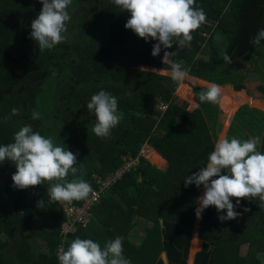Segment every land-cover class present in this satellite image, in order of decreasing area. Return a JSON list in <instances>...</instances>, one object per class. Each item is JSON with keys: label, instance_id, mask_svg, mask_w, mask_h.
Here are the masks:
<instances>
[{"label": "trees", "instance_id": "trees-1", "mask_svg": "<svg viewBox=\"0 0 264 264\" xmlns=\"http://www.w3.org/2000/svg\"><path fill=\"white\" fill-rule=\"evenodd\" d=\"M196 6L203 8L207 22L192 33L191 46L180 48L174 41L172 48L162 46L154 57L152 46L158 41L149 38L145 42L126 29L130 14L113 0H72L66 39L43 51L30 38L31 22L42 9L40 0H0V145L14 142V134L29 124L34 132L55 138L71 151L66 134L72 128L76 152H71L82 168L75 177L69 174L68 181L83 177L96 189L93 174L106 178L123 170L94 205L86 228L66 236L65 250L76 237L92 239L103 247L120 236L131 264H163L162 252L168 264H191L201 239L193 264H260L264 202L259 198L241 199L235 208L241 214L234 220L220 221L218 216L226 215V210L218 213L215 206H209L201 221L194 216L191 230L198 188L194 184L185 187L183 181L206 165L213 134L199 108L189 112L176 102L178 83L146 71L170 72L161 59L167 51L175 53L169 61L183 62L189 76L205 81L215 74L219 77V68L264 47V40L252 43L257 31L264 29V0H196ZM225 52L232 59L230 64L223 59ZM227 72L234 92L244 90L240 77ZM101 90L117 98L121 116L106 139L92 131L96 118L86 107ZM258 90L264 94L262 88ZM224 94L221 109L226 124L242 103L254 102L241 92ZM159 102L164 111L156 108ZM13 108L19 114L12 115ZM33 110L40 113V119H32ZM241 113H247L251 125L255 122L251 111ZM144 145L155 151L148 152L154 165L138 155ZM260 152L264 153V137ZM163 159L167 167L160 170L155 165L163 164ZM15 172L11 161L0 163V264H57L55 248L64 219L56 202H48L49 182L15 189L11 179ZM136 224L154 239V246L146 248V241L140 246L128 243Z\"/></svg>", "mask_w": 264, "mask_h": 264}, {"label": "clouds", "instance_id": "clouds-1", "mask_svg": "<svg viewBox=\"0 0 264 264\" xmlns=\"http://www.w3.org/2000/svg\"><path fill=\"white\" fill-rule=\"evenodd\" d=\"M40 3L42 9L31 22L30 38L36 42L39 50L43 51L54 48L66 39L64 34L67 30L66 23L70 21L68 9L72 0H40ZM113 3L122 12L130 14L124 25L126 29L132 30L145 42H148L149 38L158 41L152 46L151 54L154 57L159 55L162 46L164 49L172 48L174 41L180 48L190 47L192 33L207 22L206 13L202 7L196 6V0H113ZM262 40L264 29L257 31L252 43L259 45ZM174 54L165 51L163 63H170L171 79L182 84L188 76V70L183 67V62L169 61V57ZM223 59L228 64L232 62L226 52ZM221 95V87L212 83L206 91L200 92L199 101L216 104ZM86 107L89 114L95 115L96 118L92 129L94 134L102 139L109 138L112 129L121 119L117 98L101 90L91 96ZM19 111L18 108H13L11 114L17 115ZM40 118V113L33 110L32 119ZM13 140L12 143L0 145V163L11 161L16 168L11 177L13 188L23 190L45 184L47 181L48 202H56L57 206V202L70 204L73 201L85 200L93 192L90 183L83 177L67 180L69 174L75 177L82 165L77 164L76 155L58 145L55 138L45 137L39 131L34 132L31 125L25 124L14 134ZM259 144V136L241 140L221 135L214 142V150L208 155L206 166L190 176L187 175L183 181L185 187L194 184L197 188L201 185L204 188L203 195L198 197L199 206L195 210L198 220L202 219V213L209 206H215L218 213L226 210V215L218 216L220 221H226L240 216L241 213L235 208L240 205L241 199L259 198L264 202V153L257 150ZM148 148L149 146L144 145L138 155L146 159ZM248 210L244 208L245 212ZM91 213L84 227L75 225L73 232L64 235L61 233L64 220L60 223V244L55 248L57 264H131L123 255V238L120 236L108 240L103 247L92 239L76 237L65 250L63 243L66 236L74 234L77 229L86 228L93 217L92 210Z\"/></svg>", "mask_w": 264, "mask_h": 264}, {"label": "rangeland", "instance_id": "rangeland-1", "mask_svg": "<svg viewBox=\"0 0 264 264\" xmlns=\"http://www.w3.org/2000/svg\"><path fill=\"white\" fill-rule=\"evenodd\" d=\"M72 41H73V39H71V42ZM262 50H264V47H262V48H260L258 50H255L254 52L250 53L247 57H244V58L240 59L239 61H237L236 63H234L232 65L223 66L222 68H219L218 73H220V74L221 73H225L226 76H227L228 75L227 74L228 73L227 70H228V71L232 72L233 74L238 75L240 77L241 81H242L240 83H242L245 86V88H246L245 90L246 91L250 92L251 97L253 98V96L255 95V97H257V98L259 97V99L263 101L264 100V96L258 95L259 92L256 89L257 85H260V83H264V53L261 52ZM163 57L164 56L161 57L162 60H163ZM165 63H167V65L170 66L169 62H165ZM139 70L145 71L143 69H139ZM146 72L159 74V75H163V76H168L169 78H171L170 75H169L170 72L159 73V71L157 72L154 69L146 71ZM216 76H217V74H215V76H212V80H214V81L226 80V79H223V77L221 75L219 77H216ZM213 77H215V78H213ZM188 82H189V78L187 77L182 84L178 85L177 90L175 91V94L177 95L176 102L180 101L178 103L179 105L188 104V103H182L183 102L182 98L185 96L184 91H186L185 87L189 86L190 87L189 89H191V90L193 89L191 84H189ZM238 83L239 82H236L235 84H238ZM196 84H197V82H196ZM181 85L183 87H181ZM197 85H199V84H197ZM247 103H251V102H247L246 101V103H242V104L243 105H247ZM207 105H211V104H207ZM156 107L160 111H164V108L161 107L160 105H157ZM243 107H246V106H243ZM255 108H257V109H259V110L264 112V108L262 106L256 104V103H255ZM250 109H253V108H250ZM243 111H245V110L242 109L240 111V113L243 112ZM252 112H254V111H252ZM240 116H241L240 114L236 115V117L234 118V121H233V125L229 127L228 131H226V128L224 126L223 121H221V124L217 123L216 119H218V117L215 119L216 122L214 121L213 123H212V121H210V118L208 117V121H206V125H207V128L209 129L210 133L213 134L212 142L214 143L217 139H219V137L221 135L226 136L229 139H231L232 137H237V138H239L241 140L248 139L247 136H249V135H252V134H255V136L257 135L256 132L255 133L253 132L252 134H249L250 133L249 129L252 130V128H255L256 126H259V127L263 126L264 127V116H262L260 118V120L252 118L255 122H257V123H253L252 125L250 124V122L247 119H245V121H242L243 118L240 117ZM68 130H69L68 131L69 133L66 134V138L69 141V147H71V151L74 153V152H76V149H72L73 148L72 147L73 146V142H75V139H74V136H73V130H72V128H69ZM213 147H214V145H213ZM259 147H260V144L258 145V149H257L258 151L260 150ZM149 156H150L149 153L146 154V160H148V161H150ZM203 193H204V188L201 185V187L198 188V190H197V198H196V200H198V197L202 196ZM198 206H199V204H198V201H197L196 208ZM196 208H195V210H196ZM127 213H128V211L125 210V214H127ZM194 215H195V212H194ZM193 220H194V217L192 219V224L191 225H193ZM132 222L134 223L135 220H133ZM38 223L40 225H44V223L41 222V221H39ZM148 226L150 228L153 227V225H151V224H148ZM191 230H192V226H191ZM199 231H200V229H198V232ZM147 238H148V236H147L146 232L144 231V227L141 224H136L133 227V229L130 232V234L127 236V241H128V243L132 244L133 246H140V244L143 241H146V248H148L149 246H154L156 244L154 239H152V238H148L147 239ZM190 241H191V239H190ZM36 243L38 244L39 241L37 240ZM198 249H200V246H199ZM6 250L7 249H5V251ZM245 251H246L245 246H242L241 247V253L244 254ZM10 254L13 255L12 252H10ZM123 255L126 258H128L124 253H123ZM193 255L194 254L191 255V258L193 257ZM139 257H141V255ZM258 257L260 259V264H264V254H260ZM189 259H190V254L188 253L187 260H189Z\"/></svg>", "mask_w": 264, "mask_h": 264}, {"label": "crops", "instance_id": "crops-1", "mask_svg": "<svg viewBox=\"0 0 264 264\" xmlns=\"http://www.w3.org/2000/svg\"><path fill=\"white\" fill-rule=\"evenodd\" d=\"M258 50V49H257ZM161 71V70H159ZM163 72H166V71H163ZM221 76L223 77V79H226V80H223L221 83H225L224 85H221V84H218L220 87H221V90H222V95H221V99L219 100L218 103L216 104H213V103H208V102H204V103H201L199 101V94L201 91H206L207 90V87L208 85L212 84V83H215L214 80L212 81H205L203 79H199V78H195V77H191V76H187L189 78V84H191V86L193 87V89H189L190 87L189 86H186L185 87V90L184 93H185V96L182 98L183 102L182 103H188L186 104L185 106V109L189 112H193L196 108H199L201 113H202V117L204 119V121H208V117L210 118V121H212V123L216 120H217V123H220L221 124V121H223L224 123V126L226 128V131L229 130V127L233 125V121H234V118L236 117L237 114H240L243 119L242 121H245V119L248 118V115L247 113H240V111L242 109H244L245 111H254L252 112L253 113V118L255 119H259L264 116V112L255 108V103L262 106L264 108V100H260L259 97H255V95L253 96V98L251 97V94L249 91H246L245 89V86L243 85L244 87V90L240 91L241 93H243V95L251 100H254V102L252 101L251 103H247V105H243V106H246V107H243V106H239L235 111L234 113L232 114V117H231V120L226 124V120L227 118H225V116L223 115L222 113V109H221V103L225 97V93H240V92H234L233 88H232V84L231 82H228V78L226 77V74L225 73H221ZM238 76V75H237ZM201 81L202 84H200L199 82H197V85L196 84V81ZM195 82V83H194ZM194 84V85H193ZM216 84V83H215ZM181 87H183L181 85ZM259 88H262L264 90V83H260V85H257L256 89L258 90ZM259 92V90H258ZM258 95H262L264 96V94H261L260 92L258 93ZM180 101H178L179 103ZM263 103V104H262ZM207 104H211V105H207ZM157 105H161V103H157ZM196 105H199L198 107ZM242 107V108H241ZM157 108V107H156ZM250 108H253V109H250ZM159 110V109H158ZM218 117V119H216ZM216 119V120H215ZM254 123H257V122H254ZM262 127V126H261ZM256 130V131H255ZM249 134H252L253 132L257 133L256 136H259L260 137V147L259 149L261 150V144H262V138L264 137V127L263 129H255V128H252L249 129ZM255 134H252V135H249L247 136L248 138H252V137H256ZM214 148V147H213ZM149 151H153L155 152L152 148H148ZM214 149H212L213 151ZM259 150V151H260ZM157 153V152H156ZM158 154V153H157ZM159 155V154H158ZM160 156V155H159ZM162 158V157H161ZM164 160V159H163ZM150 162V161H149ZM152 165H154L152 162H150ZM207 163V162H206ZM158 169L160 170H164L166 167H167V162L164 160V163L161 164V165H155ZM206 166V165H205ZM198 200H196V203H197ZM195 208H196V204H195ZM55 209L57 210V207L55 205ZM195 210V209H194ZM195 212V211H194ZM194 213H193V217H194ZM201 221V219H200ZM200 221H199V225H198V229H200ZM44 223V222H43ZM45 225V223H44ZM192 226V225H191ZM198 238H199V232H198ZM200 240V249H201V246H202V240ZM62 244V243H61ZM64 244V243H63ZM200 249H198L197 251H199ZM195 251L194 254L197 252ZM194 257V255H193ZM193 257L191 258V264H193Z\"/></svg>", "mask_w": 264, "mask_h": 264}, {"label": "built area", "instance_id": "built-area-1", "mask_svg": "<svg viewBox=\"0 0 264 264\" xmlns=\"http://www.w3.org/2000/svg\"><path fill=\"white\" fill-rule=\"evenodd\" d=\"M164 107V105H160ZM143 151H141L142 153ZM123 173L122 169L117 170L114 174L103 179L94 174L93 179L97 184V188H93V192L85 200L79 201V204L72 203H58L61 212L63 213L64 222L61 225V233L64 235L75 230V225L84 227L88 218L91 217L92 207L99 202L100 196L108 190L114 182L120 178Z\"/></svg>", "mask_w": 264, "mask_h": 264}, {"label": "water", "instance_id": "water-1", "mask_svg": "<svg viewBox=\"0 0 264 264\" xmlns=\"http://www.w3.org/2000/svg\"><path fill=\"white\" fill-rule=\"evenodd\" d=\"M160 257H161V261L163 264H168V261H167V258L164 252L161 253Z\"/></svg>", "mask_w": 264, "mask_h": 264}]
</instances>
